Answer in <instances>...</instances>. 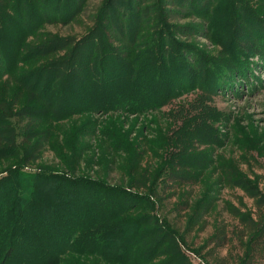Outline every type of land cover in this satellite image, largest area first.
Instances as JSON below:
<instances>
[{"label":"rangeland","instance_id":"obj_1","mask_svg":"<svg viewBox=\"0 0 264 264\" xmlns=\"http://www.w3.org/2000/svg\"><path fill=\"white\" fill-rule=\"evenodd\" d=\"M101 1L86 0L71 21L45 23L26 43L34 48L56 37L66 41L68 50L90 30ZM235 2L145 0L140 25L128 31H138L130 44L115 30L126 20L129 9L124 5L130 0L121 8L112 7L103 23L109 48L135 61L138 54L145 57L151 43L158 48L163 39V52L153 50L160 55L156 63L175 67L172 82H161L157 71L138 75L131 67V79L139 83V94L133 90L131 94L145 99L157 98L162 90L174 93L164 105L140 108L144 104L140 103L135 112L118 108L51 119L49 113L71 109L73 101L66 104L67 92L48 85L47 95L46 87L34 83L36 78L27 72L63 52L16 63L12 72L5 70L0 55V96L9 102L10 128L2 136L0 174L18 168L65 180L84 179L135 196L125 214L148 216L155 225H146L141 236L129 235L136 245L124 264H264V244L251 246L264 229V0L247 1L256 16ZM141 57L134 64L141 65ZM146 76L155 78L153 87L146 86ZM204 86L209 92L202 90ZM12 194L7 193L4 208ZM96 198L102 206H117L120 201ZM243 226L250 231L246 229L239 243L234 234ZM20 244L11 259H26L28 249ZM125 245H111L107 251L122 255ZM142 249L148 252L136 255ZM57 264L119 262L66 253Z\"/></svg>","mask_w":264,"mask_h":264},{"label":"trees","instance_id":"obj_2","mask_svg":"<svg viewBox=\"0 0 264 264\" xmlns=\"http://www.w3.org/2000/svg\"><path fill=\"white\" fill-rule=\"evenodd\" d=\"M125 1L128 0H102L90 30L88 29L73 46L66 50V41L60 38L47 39L34 48L26 43V40L45 23L71 21L82 11L86 0H0V55L4 58L3 64L6 71H14L15 64L24 60L28 61L34 57L45 58L58 51L63 52L50 62H44L27 72V75L33 74L36 78L34 83L42 84L43 89L46 87L43 92L47 95H49L48 85L49 88L61 94L67 92L66 104L73 101V108L60 111V114L58 111L49 113L51 119L62 114L74 115L86 111L108 112L118 108L135 112L150 104L164 105L173 97V90L168 93L162 90L156 94H159L157 98L146 95L144 99L142 96L137 97L131 94L132 90L134 94H139L136 90L139 83L131 79V67H134V72L138 75L144 70L157 71L160 77L163 76L161 82L176 81L174 77L176 73L175 67L169 66L170 64L165 67L163 63H156L155 59L160 55L153 53V50L163 52L161 48L164 46L163 39H160V43L158 42L160 44L158 48L155 47L154 42L151 43L150 50L146 54L141 53L145 54V57L138 54L135 56V61L131 56L118 53L107 46L109 37L104 36L103 23L109 17L112 7H120ZM247 1L237 0L235 3L253 14L254 10ZM144 2L145 0H130V3L124 5L129 9V12L124 15L126 20L123 19L115 25L116 32L129 44L137 39V29L131 34H128V31L131 32L136 24L140 25L142 19L140 7ZM131 4H133L132 9H130ZM254 26L256 27V24ZM167 42L169 44V39ZM173 42L172 40L171 44L177 48L179 44ZM23 47L26 49L24 55ZM178 47L177 50L181 51L182 48ZM139 57L142 64H134L139 62L137 59ZM93 66L97 68H95L97 73H94ZM146 77L148 78L146 86L153 87L155 78ZM148 90L151 88L149 87ZM202 90L209 92L205 86ZM35 91H38L37 86ZM43 92L40 95L38 91L41 98H44ZM83 94L90 97L84 99ZM2 96L1 94L0 130L4 129L1 130L3 135H0V151L3 150L2 136L7 129H10L6 122L9 102ZM78 102H81L82 106L78 105ZM140 103L144 104L139 108ZM55 183L59 187L52 188ZM60 183L67 185L60 186ZM9 192L14 194L4 208ZM96 196H100V200L103 197L120 199L119 205L102 206L93 199ZM134 197L120 189L104 187L84 179L65 180L60 175L31 174L18 168L9 169L0 174V253L2 252L0 264H57L66 253L79 257L101 255L106 262L124 264L130 254L129 249L136 245L133 241L134 237L131 238L129 235L141 236L144 234L143 228L146 225L150 223L155 225L148 216L141 218L125 214L131 207ZM93 202L97 204L95 208ZM246 229L250 231L248 227L243 226L234 234L239 243L246 237ZM5 230H8L7 234ZM14 238L15 241L18 240L17 244L22 243L28 249L24 256L26 259L10 258L17 245L13 242ZM125 243L122 255L111 254L117 252L115 249H113L114 252L107 251L111 245L121 246ZM260 243L264 244V229L254 236L251 246L254 248ZM142 250L136 255L148 252ZM173 254L177 255L174 251Z\"/></svg>","mask_w":264,"mask_h":264}]
</instances>
